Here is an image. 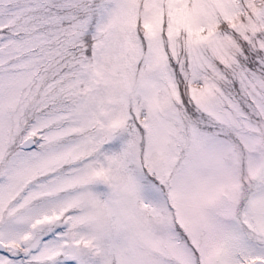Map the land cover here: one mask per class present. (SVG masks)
Returning <instances> with one entry per match:
<instances>
[{
    "label": "snow or ice",
    "instance_id": "obj_1",
    "mask_svg": "<svg viewBox=\"0 0 264 264\" xmlns=\"http://www.w3.org/2000/svg\"><path fill=\"white\" fill-rule=\"evenodd\" d=\"M0 264H264V0H0Z\"/></svg>",
    "mask_w": 264,
    "mask_h": 264
}]
</instances>
